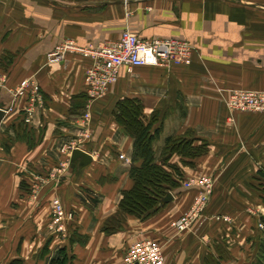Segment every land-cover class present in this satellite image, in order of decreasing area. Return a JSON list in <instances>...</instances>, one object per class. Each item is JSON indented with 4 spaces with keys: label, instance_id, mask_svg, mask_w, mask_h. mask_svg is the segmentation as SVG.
Instances as JSON below:
<instances>
[{
    "label": "crops",
    "instance_id": "1",
    "mask_svg": "<svg viewBox=\"0 0 264 264\" xmlns=\"http://www.w3.org/2000/svg\"><path fill=\"white\" fill-rule=\"evenodd\" d=\"M124 29L187 41L190 64L121 66L93 98L84 81L90 57L46 61L62 40L96 46ZM0 75V264H49L63 245L72 264H124L128 246L143 239L161 246L163 264H264V113L225 105L232 89L264 90V0H0ZM25 79L37 84L41 102L32 103L30 86L17 92ZM124 97L142 103L146 120L156 112V157L168 136L205 151L173 153L169 162L181 174L173 199L143 219L126 214L107 233L104 222L133 185V137L114 116ZM86 125L90 138L79 147L91 161L82 164L60 147ZM206 183L208 203L178 231L174 222ZM54 198L74 213L65 240L47 229Z\"/></svg>",
    "mask_w": 264,
    "mask_h": 264
},
{
    "label": "built area",
    "instance_id": "2",
    "mask_svg": "<svg viewBox=\"0 0 264 264\" xmlns=\"http://www.w3.org/2000/svg\"><path fill=\"white\" fill-rule=\"evenodd\" d=\"M193 47L185 40L177 38H141L129 29H124L117 40L104 42L99 45L77 46L72 40L65 39L56 44L46 55L47 63H59L65 59L69 52H79L85 57H90V64L84 72L86 93L90 97L102 96L115 83L118 78V70L126 66L129 70L135 66H160L169 68L174 64H190ZM4 84V76L0 75V86ZM30 86V100L41 102V94L34 80H23L17 92L22 94ZM225 105L229 111L237 112H261L264 113V90L232 89L230 90ZM3 109V108H2ZM6 112L5 109H3ZM32 105L25 108V122L29 123L32 117ZM86 122L88 113L82 116ZM90 137V129L86 125L71 142L60 147L63 153L71 152L74 148H80L83 140ZM123 158V155H119ZM184 186H190L191 182H183ZM210 185L206 183L205 191L199 192L189 211L183 213L175 222L178 231L188 228L192 218L199 213L208 203ZM74 217L73 211L65 209L58 198L52 199L51 220L49 228L62 236L67 234V223ZM262 223L258 228L262 229ZM164 256L161 246L153 240L143 239L131 243L124 254V264H163Z\"/></svg>",
    "mask_w": 264,
    "mask_h": 264
},
{
    "label": "trees",
    "instance_id": "3",
    "mask_svg": "<svg viewBox=\"0 0 264 264\" xmlns=\"http://www.w3.org/2000/svg\"><path fill=\"white\" fill-rule=\"evenodd\" d=\"M114 116L124 130L133 137L132 164L129 168L133 185L130 189L121 191L118 211L104 222L102 228L107 233L119 228L126 214L142 219L153 214L160 209L161 198L180 185V170L178 166L169 162L173 153L195 156L205 151L204 145L193 146L190 139L168 136L164 140L159 158L156 157L153 143L159 137L161 125L153 128L157 120L156 112L152 113L148 120L145 119L143 105L138 99L128 97L120 99L116 104ZM139 160V165L133 164ZM262 202L264 203V188ZM8 264H23V262L19 258H14ZM49 264H72V256H69L67 247L64 245L58 247Z\"/></svg>",
    "mask_w": 264,
    "mask_h": 264
},
{
    "label": "water",
    "instance_id": "4",
    "mask_svg": "<svg viewBox=\"0 0 264 264\" xmlns=\"http://www.w3.org/2000/svg\"><path fill=\"white\" fill-rule=\"evenodd\" d=\"M122 1L128 2L129 0H122ZM3 114H4V110L0 108V119L2 118ZM76 158H79L82 164H87L91 161V156L89 155V153L78 147L74 148L71 151V161H74ZM172 199H173V194L170 191H168L161 198L159 202V206H162L163 204L170 202Z\"/></svg>",
    "mask_w": 264,
    "mask_h": 264
},
{
    "label": "rangeland",
    "instance_id": "5",
    "mask_svg": "<svg viewBox=\"0 0 264 264\" xmlns=\"http://www.w3.org/2000/svg\"><path fill=\"white\" fill-rule=\"evenodd\" d=\"M90 138V137H89ZM88 139V138H87ZM82 142V144H84V142L86 143V139L85 140H83V141H81ZM65 158V157H64ZM67 160H66V158L63 160V162H66ZM59 200H60V198H58ZM61 201V200H60ZM193 202H194V199H193ZM63 204V203H62ZM51 210H52V201L50 202V217H49V221H48V225H47V229L49 230V232H52V233H54V234H56V235H58V237L60 238V239H62V240H65L66 238H67V236H62V234L61 233H57V232H55L53 229H50L48 226H49V222H50V220H51ZM189 211V210H188ZM67 234V233H66Z\"/></svg>",
    "mask_w": 264,
    "mask_h": 264
}]
</instances>
